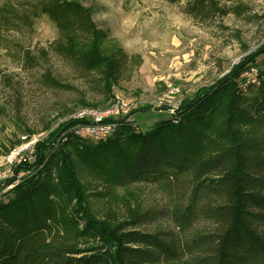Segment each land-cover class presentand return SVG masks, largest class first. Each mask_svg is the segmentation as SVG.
I'll use <instances>...</instances> for the list:
<instances>
[{
    "label": "trees",
    "instance_id": "1",
    "mask_svg": "<svg viewBox=\"0 0 264 264\" xmlns=\"http://www.w3.org/2000/svg\"><path fill=\"white\" fill-rule=\"evenodd\" d=\"M185 2L201 20L242 12L238 2ZM42 15L58 29L52 48L95 74L114 98L119 61L79 0H5L0 28L33 32ZM256 56L146 127L118 116L106 138L94 139L77 133L85 120L61 123L31 161L17 166L28 174L0 180V264H264V57L256 63L254 95L238 80ZM25 58L36 64L30 51ZM44 81L64 86L50 73ZM79 167L112 188L150 182L171 189L177 231L140 229L154 210L128 201L124 218L99 214Z\"/></svg>",
    "mask_w": 264,
    "mask_h": 264
},
{
    "label": "rangeland",
    "instance_id": "2",
    "mask_svg": "<svg viewBox=\"0 0 264 264\" xmlns=\"http://www.w3.org/2000/svg\"><path fill=\"white\" fill-rule=\"evenodd\" d=\"M79 1L90 8L106 33L108 52L119 61L115 96L103 92L95 74L83 73L52 48L59 33L47 15L36 20L33 32L0 28V180L18 181L28 174L23 168L16 171L17 166L31 161L36 145L50 139L82 108L104 111L121 99L127 107L119 117L146 127L256 54L238 79L248 95L255 94L256 63L264 57L257 53L264 48V0H218L223 7L240 3L241 14L220 13L207 20L187 13L185 0ZM27 51L36 59L34 66L26 61ZM47 73L64 86L44 81ZM117 118L113 115L105 122ZM79 170L99 214L113 210L124 218L128 201L141 210H154L155 217L140 229L177 231L172 207L178 196L171 189L150 182L112 188L84 168Z\"/></svg>",
    "mask_w": 264,
    "mask_h": 264
},
{
    "label": "built area",
    "instance_id": "3",
    "mask_svg": "<svg viewBox=\"0 0 264 264\" xmlns=\"http://www.w3.org/2000/svg\"><path fill=\"white\" fill-rule=\"evenodd\" d=\"M126 103L121 99L114 101L113 105L104 111L93 108H82L74 114L73 118L85 120L83 123L76 125L77 133L94 139L106 138L115 126L114 122H105L107 117L113 115L119 116L122 111L126 110Z\"/></svg>",
    "mask_w": 264,
    "mask_h": 264
}]
</instances>
